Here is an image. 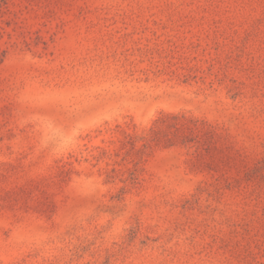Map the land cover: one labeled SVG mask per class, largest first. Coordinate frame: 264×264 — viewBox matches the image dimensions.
Listing matches in <instances>:
<instances>
[{
	"label": "rangeland",
	"instance_id": "obj_1",
	"mask_svg": "<svg viewBox=\"0 0 264 264\" xmlns=\"http://www.w3.org/2000/svg\"><path fill=\"white\" fill-rule=\"evenodd\" d=\"M0 264H264V0H0Z\"/></svg>",
	"mask_w": 264,
	"mask_h": 264
}]
</instances>
